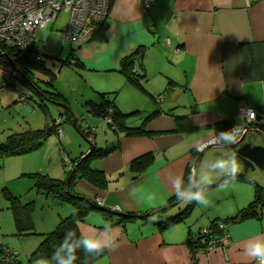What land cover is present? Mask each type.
Returning <instances> with one entry per match:
<instances>
[{"label": "crops", "instance_id": "0c3cea01", "mask_svg": "<svg viewBox=\"0 0 264 264\" xmlns=\"http://www.w3.org/2000/svg\"><path fill=\"white\" fill-rule=\"evenodd\" d=\"M144 1L149 3L146 12ZM105 26L104 39H100L103 27L99 26L86 39L69 40L77 48L73 47L63 63L90 73L116 75L114 79L120 83L114 88L123 87L134 94L150 93L153 98L164 95V99L157 104L150 100L151 104L144 108L137 97L128 98L126 103L115 97L116 108L124 117L115 122V129L110 125L114 133L110 139L100 143L94 136L96 149H113L91 160L92 168L106 176V184L75 178L69 187L78 198L98 206L78 221L80 233L106 236L115 244L99 252L93 264H256L244 249L250 241H264V204L257 207L256 215L233 219L254 200V183L259 184L244 172L241 162L239 176L233 177L227 165L219 168L223 174L220 179L206 177L200 187L195 184L196 196L206 199V206L195 199L182 221L170 225L163 222L190 205L177 204L180 198L175 192L186 194L190 190L197 170L195 163L199 164L211 148L224 149L199 148L239 122L238 113L244 105L255 109L264 120V0H112ZM48 27L53 26L45 28ZM49 36L43 30L34 34L31 57L42 53ZM37 37L38 41H34ZM129 55L137 58L134 70L140 75L139 86L121 72ZM40 65L41 68L31 67V82L16 79L31 87L37 96H33L35 103L49 116L48 101L39 91H53L38 85L36 73L53 74L56 70L52 71L46 60ZM90 82L91 90L99 96H117L120 92L107 91L104 85ZM54 93L63 103V107L56 106L59 113L67 114V121H77L67 98L61 92ZM101 101L102 98L93 102ZM100 125L93 120L84 129L91 127L95 131ZM80 128L83 132L81 125ZM131 128H143L146 133L131 134ZM260 134L264 137V133ZM89 152L90 146L72 152L73 156L67 151L66 156L79 160ZM145 156L150 157L146 164H136ZM55 170L60 172L58 167ZM68 173L50 172L59 179L65 176V181ZM66 203L69 205L60 220L73 212L74 206ZM158 210L160 213L153 214ZM141 215L147 217L139 218ZM216 223L227 224L228 246L208 252L193 250L190 238ZM105 225L110 226L108 233L104 232Z\"/></svg>", "mask_w": 264, "mask_h": 264}, {"label": "rangeland", "instance_id": "374dc122", "mask_svg": "<svg viewBox=\"0 0 264 264\" xmlns=\"http://www.w3.org/2000/svg\"><path fill=\"white\" fill-rule=\"evenodd\" d=\"M68 19V13H61L56 20H52L47 24L53 27L45 28L46 25L45 29H41V31L50 33L41 52L45 56L48 66L53 68L52 71H56L53 74L41 71L36 74L39 76L37 77L39 79L37 83L42 89L61 92L67 98L71 114L73 113V116L77 117L78 120L72 118L74 122L67 121V114L59 113L57 110V107L60 106L57 103H63L52 98H49L47 102L51 110V116H46L44 109L35 103L37 96L31 87L20 79L14 80L16 82L15 87L0 90V142L6 141L9 135L23 132L28 128L45 129L48 126L57 125V129L53 128L54 132L47 136L45 143L38 150L26 154L10 155L0 160L1 241L11 250L19 253L22 264H48L46 259H33V254L45 242L47 236L56 230L61 221L60 217L64 216L63 214L69 205L66 200L59 199L51 193L39 189V178L32 173L40 171L49 174L50 178L59 179L53 177L50 172L58 174L69 169L68 161L65 160L67 151L71 154L72 152H80L82 148H88L91 142L95 143L94 136L98 137L97 142L102 143L114 134L113 128L108 124L106 117L93 115L90 111L92 106H95L93 101L96 102L102 98V96L97 95L96 90H91L93 88L90 81L104 85V87H107L105 88L108 89L107 91L120 90L117 96L114 93L108 95L111 100L116 97L118 101L125 102L128 98L137 97L139 99V102H137L145 106L144 108L148 106L147 104H151L150 100L154 103L157 101V96L155 95L156 97L153 98L150 93L143 95L141 91H136L134 94L129 93V90L123 87L120 89L114 88L120 83L119 79H114L116 75L109 77V75L105 76L108 73H90V71L77 69L75 66L65 65L63 62L72 53L73 47L77 48L76 44L66 38L65 30ZM38 39L39 37L35 38L34 41H38ZM32 67L39 68L38 65ZM4 82L5 80L0 73V88ZM18 90H22L27 94V102L19 101V97L23 93ZM91 99L93 100L91 101ZM131 118H134V116ZM93 120H98L101 125L98 128L96 127L97 130L91 133L88 131L89 134H86V130L92 128L89 127L86 130L84 128ZM80 125L83 132L79 130ZM245 142L262 144L264 137L258 132H251ZM209 152L197 165V187H200L204 181L203 178H221L223 174H220L219 168L228 165L233 150L211 148ZM56 167L60 169V172L55 170ZM248 176L256 178L260 185H264V171L259 169L249 171ZM62 178H65V176H62ZM62 178L61 180H63ZM193 196L189 197L193 198ZM13 199H16L15 202H13ZM191 201L184 200L180 204L184 207L190 204ZM13 204L19 207L21 212L28 214L29 221L32 224L31 228H28L29 224L21 227L17 225L15 211L12 208ZM28 206L32 207V210ZM197 210L198 207H196L192 217Z\"/></svg>", "mask_w": 264, "mask_h": 264}, {"label": "trees", "instance_id": "16d2710c", "mask_svg": "<svg viewBox=\"0 0 264 264\" xmlns=\"http://www.w3.org/2000/svg\"><path fill=\"white\" fill-rule=\"evenodd\" d=\"M106 21L99 25L100 27H103L100 30V39H104L105 35V29H106ZM98 26V27H99ZM32 52V49L21 51L18 48H15L13 46H6L3 45V52H1L0 55H6V58L9 59L14 66L17 69V77L20 79H26L31 82V77L29 76V72L31 71V67L33 65H38L39 68L42 66L40 63L44 61H38L36 59L37 55H34V57H31L30 53ZM137 58L133 55L127 56L122 65H121V72L130 80L131 82L140 85V75L134 70V66L136 63ZM74 63L73 60H71V64ZM22 79V80H23ZM40 95H42V98L45 100H49V98L57 99L59 97V94L49 91H42L40 90ZM102 101L100 104H96L95 106H92L91 110H94L98 114L102 115L103 117H106L109 110H112V119L113 123L109 124L114 129L116 127L115 122L122 119L124 117V114H122L120 111L116 108L115 99L111 100L108 97V94L104 93L101 95ZM60 98V97H59ZM153 116V114H152ZM56 125V124H55ZM264 127V125H263ZM53 128L57 129L56 126H48L45 129H36V130H25L23 132L13 133L9 135L4 142H0V160L15 154H26L30 151H34L38 148H40L44 141L46 140L47 136L51 135L54 130ZM93 130H90L91 133ZM131 134H145V130L143 128H131L130 129ZM113 148L108 149H95L93 152H91L89 155H86L84 158H81L79 160H69L74 164L75 174L73 176V179L70 183V187L72 186V183L75 178H84L91 183L98 184V185H105L107 182L106 176L101 170L94 169L91 166V160L98 156H104L107 153L111 152ZM150 160L149 156H145L139 160L136 161V164H146L147 161ZM73 170H69L70 174ZM34 176L39 178L40 181V188L46 191L47 193H51L55 197L59 199L66 200L70 202L73 206V212L70 216L62 218L59 222L56 230L52 233H50L45 242L40 246L39 249L33 254V259H46L47 261L50 260L51 256L54 254L56 248L60 246L62 242L65 240V236L68 235V233H72L73 235L68 237V242L75 243L77 238L80 237L82 234L80 233L78 229V221L82 220L85 215L88 213V211L92 208H97V204H93L92 202H88L85 199L78 198L75 193H73L70 190L69 194L67 192V183L65 180L61 179H55L50 178L47 174L44 173H32ZM239 176V175H236ZM242 178H246V176H240ZM213 185V183H212ZM255 187V197L254 200L250 203V205L244 209H242L233 219H244L253 215L257 214V207L264 204V186H261L257 183H254ZM192 193L194 196H196V188L193 189ZM16 199H13V202H15ZM195 198L191 201L190 205L186 208V210L182 211L181 213L177 214L176 216L167 219L163 222V224L170 225L173 223H176L178 221H182L186 215L190 212V210L194 206ZM30 207V206H28ZM14 208V215L17 221V225L19 227L24 226L26 224L28 225V228L32 227L31 222L29 221L28 214L21 212L19 207L15 206L13 204ZM32 210V207L29 208ZM26 211H28L27 208H25ZM24 214V215H23ZM217 224H214L211 226L213 229H217ZM195 237V236H194ZM194 237L190 238V243L193 246V250L196 249V244L194 242ZM10 249V248H9ZM77 259L75 264H93L95 259L99 256V253L95 255L84 253L83 250H80L76 253Z\"/></svg>", "mask_w": 264, "mask_h": 264}, {"label": "built area", "instance_id": "2783aa9c", "mask_svg": "<svg viewBox=\"0 0 264 264\" xmlns=\"http://www.w3.org/2000/svg\"><path fill=\"white\" fill-rule=\"evenodd\" d=\"M112 0H0V54L3 52V45L13 46L21 51L32 49L34 34L43 29L49 22L56 20L61 13H68L69 19L66 28L68 40H82L101 24L109 15ZM146 12L149 3H142ZM36 59L44 61L45 56L38 54ZM0 73L5 82L1 87L11 88L17 77V69L14 64L0 55ZM19 101L28 99L26 93L21 92ZM164 99V95L157 96V101ZM239 122H234L228 129L239 130V141L251 132L264 133V120L260 118L255 109L244 105L239 110ZM112 110L110 109L106 120L113 123ZM227 129V130H228ZM224 142L216 135L212 140L199 148V151L209 146H221ZM69 169H74V164L66 156ZM70 161V162H69ZM197 252H208L220 247H226L230 243V234L226 231L224 223H218L217 229L203 228L194 237ZM0 264H22L19 253L9 249L1 241L0 234Z\"/></svg>", "mask_w": 264, "mask_h": 264}, {"label": "clouds", "instance_id": "9594fccd", "mask_svg": "<svg viewBox=\"0 0 264 264\" xmlns=\"http://www.w3.org/2000/svg\"><path fill=\"white\" fill-rule=\"evenodd\" d=\"M239 130L237 128L222 130L219 132V138L226 144L232 145L237 143L239 140ZM228 167L235 177L240 171V161L235 153L231 154V158L228 161ZM175 195L183 200L191 201V197H186L183 191L175 192ZM196 201L201 205H207L208 201L203 197L197 195L195 197ZM110 231V226H104V232L108 233ZM73 235L68 233L65 236L64 242L56 248L54 254L51 256L48 264H75L77 256L76 253L83 250L84 253L95 255L106 248H114L115 244L111 238L102 236H83L77 238L76 242L73 244L68 242V237ZM246 255L254 260L256 264H264V241L255 240L250 241L245 246Z\"/></svg>", "mask_w": 264, "mask_h": 264}, {"label": "water", "instance_id": "95a60500", "mask_svg": "<svg viewBox=\"0 0 264 264\" xmlns=\"http://www.w3.org/2000/svg\"><path fill=\"white\" fill-rule=\"evenodd\" d=\"M57 104L60 105V107L61 106L63 107V104H61V103H57ZM246 138H247V136H244L241 141H239L235 144H232V145H224L223 144L221 146H211V147H224V148L226 147L229 150H233V153H235L237 155L239 161L242 164L243 170L246 173H248L249 171H254L256 169L264 171V144L263 143L262 144H252L250 142H245ZM207 148H210V146L206 147L205 149H207ZM95 149H96L95 144L91 142L90 143V152L87 155H89ZM204 151H206V150H204ZM204 151H203V153H204ZM195 164H196V169H197L198 163L196 162ZM196 173H197V171L195 170L192 185H191L190 190L185 194L186 197L190 196V194L192 193V191L195 187ZM74 174H75V170H73L68 175L67 180H66L67 192L69 194H71L69 187H70V183L73 179ZM182 201H183V199H180L177 202V204L182 202ZM160 211L161 210H158V211L154 212L153 214H158V213H160ZM145 217H147V215L146 216H144V215L139 216V218H145Z\"/></svg>", "mask_w": 264, "mask_h": 264}, {"label": "bare ground", "instance_id": "6f19581e", "mask_svg": "<svg viewBox=\"0 0 264 264\" xmlns=\"http://www.w3.org/2000/svg\"><path fill=\"white\" fill-rule=\"evenodd\" d=\"M226 224V223H225ZM227 225V224H226Z\"/></svg>", "mask_w": 264, "mask_h": 264}]
</instances>
